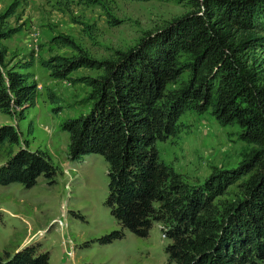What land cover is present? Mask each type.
<instances>
[{"label": "trees", "instance_id": "obj_1", "mask_svg": "<svg viewBox=\"0 0 264 264\" xmlns=\"http://www.w3.org/2000/svg\"><path fill=\"white\" fill-rule=\"evenodd\" d=\"M186 1L189 10L111 58L77 52L39 63L54 78L78 67L99 71L79 77L89 87L88 108L62 126L71 157L98 153L107 164L105 204L120 228L103 235V242L122 236L123 228L145 236L153 221H163L166 264H264V71L256 53L264 52V0ZM12 32L0 25V111L17 108L21 114L34 104L35 82L27 71L1 69V39ZM52 41L73 46L63 35ZM182 74L181 87L167 94L166 85ZM46 94L56 101L50 90ZM206 109L221 124L236 123L238 138L253 147L234 167L188 187L160 161L155 142L174 133L184 111ZM17 143L15 127L0 124V146L9 154L0 164V184L30 187L39 175L51 183L46 152L26 146L12 151ZM243 176L238 197L218 198ZM46 259V252L25 245L0 257V264Z\"/></svg>", "mask_w": 264, "mask_h": 264}, {"label": "rangeland", "instance_id": "obj_2", "mask_svg": "<svg viewBox=\"0 0 264 264\" xmlns=\"http://www.w3.org/2000/svg\"><path fill=\"white\" fill-rule=\"evenodd\" d=\"M189 10L186 0H0V25L13 29L1 39L6 49L1 69L15 67L30 73L35 82L34 104L21 114L17 108L0 111V124L16 129L18 147L46 152L53 166V180L39 175L30 187L0 184V257L32 246L46 252L44 264H166L163 229L153 221L147 235L136 236L125 228L108 242L102 236L119 223L105 204L107 164L98 153L70 156L63 122L87 110L89 87L79 79L98 70L78 67L66 78H54L40 59L57 54L84 53L108 59L133 46L148 31ZM55 35L72 40L73 46L52 41ZM264 71V52L256 49ZM31 60L22 68L19 65ZM184 74L166 85L177 91ZM47 90L56 97L51 101ZM236 123L221 124L210 114L186 110L178 117L173 134L156 141L158 158L178 173L188 187L201 183L211 172L234 167L253 147L238 138ZM0 146V164L9 156ZM240 177L226 187L219 199L240 195Z\"/></svg>", "mask_w": 264, "mask_h": 264}]
</instances>
